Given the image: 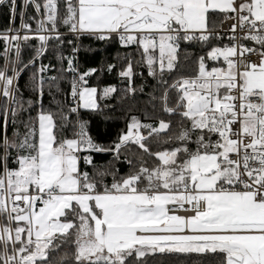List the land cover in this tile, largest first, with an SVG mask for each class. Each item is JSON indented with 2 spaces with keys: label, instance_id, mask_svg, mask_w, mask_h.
Listing matches in <instances>:
<instances>
[{
  "label": "snow or ice",
  "instance_id": "1",
  "mask_svg": "<svg viewBox=\"0 0 264 264\" xmlns=\"http://www.w3.org/2000/svg\"><path fill=\"white\" fill-rule=\"evenodd\" d=\"M0 15V264H264V0H0ZM83 39L115 63L82 71ZM116 69L126 86L89 84ZM117 109L102 142L93 122Z\"/></svg>",
  "mask_w": 264,
  "mask_h": 264
},
{
  "label": "trees",
  "instance_id": "2",
  "mask_svg": "<svg viewBox=\"0 0 264 264\" xmlns=\"http://www.w3.org/2000/svg\"><path fill=\"white\" fill-rule=\"evenodd\" d=\"M29 14H32V9H29ZM7 26V17L0 15V30H3ZM16 26H19V20L16 22ZM33 29H35L36 25L35 23L32 24ZM61 31H64L63 28H61ZM224 43L227 42V38L225 37ZM35 43V41L33 42ZM83 47L78 53L79 56V63H80V69L87 70L88 68H99L102 61L105 59L107 60L108 63H115L113 60V56L116 53V47H107L105 48V45H103L100 42H95L91 41L89 39H83L82 41ZM3 49V43L0 42V51ZM92 49V50H90ZM189 51L192 52H197L198 54H203L199 47L195 48H190L188 49ZM30 50H25L24 56L27 59L30 55ZM65 54H70V49H65ZM47 63V61H45ZM209 66H223V61L222 58L220 62H212L209 61ZM119 69L114 70L112 73H108L106 70L103 74H94L91 78H89V84L92 86H96L99 84L100 87L106 86V85H116L117 87H122L126 86L121 85L117 72ZM137 71H144V75L147 76V72L144 69H137ZM181 73H176V75H180ZM184 74H188L185 72ZM99 77V79H98ZM26 79V77H25ZM23 83V80L21 81ZM141 83V80L139 78L136 79V84L139 85ZM148 83L152 84L154 83L151 78L148 79ZM145 91H148V89H145ZM141 100L146 99L145 96L141 95L139 97ZM110 103L115 104V101H110ZM139 115V112L136 113ZM105 116H110V117H116L115 119L111 120H105L102 117H97L94 122H93V132L94 134H98L99 138L101 139L102 142H105V137L106 135H115L116 130L119 128H123L124 125V120H123V113L117 109L116 111H105L104 113ZM195 259V257H193ZM162 260H171L172 264H191L189 260H186L185 258H165V257H156L155 261L153 264H159L160 261Z\"/></svg>",
  "mask_w": 264,
  "mask_h": 264
},
{
  "label": "built area",
  "instance_id": "3",
  "mask_svg": "<svg viewBox=\"0 0 264 264\" xmlns=\"http://www.w3.org/2000/svg\"><path fill=\"white\" fill-rule=\"evenodd\" d=\"M225 27H227V25H225ZM227 38V37H226ZM227 43V42H226ZM77 63H78V66H79V68H80V63H79V56H78V54H77ZM180 214H184L183 212H181Z\"/></svg>",
  "mask_w": 264,
  "mask_h": 264
}]
</instances>
